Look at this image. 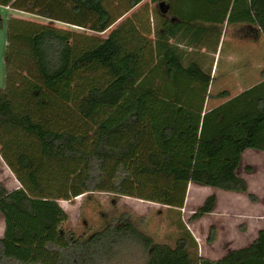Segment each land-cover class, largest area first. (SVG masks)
<instances>
[{
  "label": "trees",
  "instance_id": "1",
  "mask_svg": "<svg viewBox=\"0 0 264 264\" xmlns=\"http://www.w3.org/2000/svg\"><path fill=\"white\" fill-rule=\"evenodd\" d=\"M141 1L0 0L49 19L7 20L0 167L6 163L20 185L10 190L0 181V264H113L134 247L146 255L144 264H264V229L249 245L210 259L198 255L180 214L191 182L248 191L238 169L245 149L264 151V81L205 110L210 74L191 84L179 74L200 79L197 67L147 64L151 32L122 23L101 36ZM208 2L221 5L229 22L264 35V0ZM160 70L173 74L172 83L154 80ZM93 192L166 205L176 214L175 245L156 241L129 213L77 234L59 200ZM215 205L216 196H208L192 218Z\"/></svg>",
  "mask_w": 264,
  "mask_h": 264
},
{
  "label": "rangeland",
  "instance_id": "2",
  "mask_svg": "<svg viewBox=\"0 0 264 264\" xmlns=\"http://www.w3.org/2000/svg\"><path fill=\"white\" fill-rule=\"evenodd\" d=\"M180 3L181 0H178V5ZM7 14L9 16L8 19L22 18L41 23H49L48 19L35 14L33 15L32 13L0 7L1 89L5 87L6 83V64L4 56L7 48ZM227 20V24H232ZM54 24L82 33L96 34L92 31L73 27L61 22H54ZM227 24L225 27L226 38L222 60L224 59V54H226L232 39L230 35L231 25L227 27ZM101 36L105 37V33H102ZM263 45L264 41L260 44L246 45L248 47L250 46L249 48L255 46V52H251V50L242 47V50H240L241 53H238L240 57L237 58L240 65L235 67L234 73L240 70L249 71L251 73L250 81L252 82L261 77L262 70L264 69V55L261 54V52L264 51ZM245 61L250 62V64L244 63ZM237 67H240V69L238 70ZM259 83L256 82L255 86ZM254 157L255 156L248 155L246 152L244 153V157L239 166V175L242 177H249L251 182L256 184L255 188L261 190V186L264 184V159L262 157L258 158L257 156L256 160H254ZM10 171L5 166L0 168V181L3 182L7 188L11 189L17 184V181L15 174L11 169ZM188 191L191 192V199H189L188 202L185 201L180 214L182 222L185 224L186 228L191 231L197 241L196 250L198 255L210 259H219L232 249L249 245L257 237L258 231L264 229V209L253 210L250 208L245 198L239 200L235 208L231 209L227 201L221 197L225 191L218 187L199 185L192 182V184L188 185ZM246 193H251L249 191V186ZM216 194L221 197V200L218 202V197H216V205L213 211L198 219L192 218L194 212L204 203L206 198L210 195L217 196ZM59 203L68 214L67 227L73 229L80 235L100 229L108 221L124 213L131 214L132 219L136 222L138 227L147 234L153 236L156 241L175 245L180 233L172 219V216L176 217V214H174L175 212H173L171 216L166 205L136 197L125 195L118 196L110 192H93L90 194H82L70 200H59ZM145 259L146 255L143 251L134 247L118 257L113 264H144Z\"/></svg>",
  "mask_w": 264,
  "mask_h": 264
},
{
  "label": "crops",
  "instance_id": "3",
  "mask_svg": "<svg viewBox=\"0 0 264 264\" xmlns=\"http://www.w3.org/2000/svg\"><path fill=\"white\" fill-rule=\"evenodd\" d=\"M110 1L118 3L119 1L126 0ZM0 7L24 12L9 6L0 5ZM223 10L224 8L221 5H212L208 0H181L179 5L178 0H142L134 8L121 15L116 23L102 33H105V37H107L110 31L119 24H125L124 27L126 28L135 23L140 32L144 30L142 31L145 32L143 33L144 36L148 32H151L148 37L150 36L153 40V55L152 59L147 55V64L159 68H166L167 66L170 68L197 67L199 70L195 74H198L200 79H193L192 76L183 75V73L182 75L179 74L183 78L182 82L191 84H200L206 78L205 75L210 74L207 90L205 93H202L209 94L205 102V110H207L219 106L239 94H243L255 86L256 82L264 81V69L262 70V76L253 80L254 82L250 81L251 73L249 71L240 70L234 73L235 67L240 65L237 58L240 57L238 53H241L240 50H242V47L251 50V52H255V46L249 48L250 46L248 47L246 45L260 44L264 41V35L259 34L257 36L255 32L256 26L251 27L249 23L233 21L231 22L232 24H227L226 20L228 17H223ZM8 18L9 16L7 14L6 22ZM226 24L227 27L231 25L230 35L232 39L222 60L226 38ZM73 27L83 29L78 26ZM126 34L130 36L129 33L125 32ZM7 44L8 42L6 40V46ZM261 54L264 55V51ZM244 63L250 64L247 61ZM237 68L238 70L240 69V67ZM159 75L162 79L159 78ZM172 77V73L169 76L162 72V70H160L159 74L153 75L156 81L162 80L170 83H172ZM219 94L227 95L222 96ZM213 102H217L215 103L216 105ZM245 152L248 155L255 156L254 160H256L257 156L258 158L262 157L264 159L263 150L247 148L242 153L241 160ZM4 166L10 171L9 166L4 162L0 168ZM243 178L248 182L249 191L256 195L257 198L255 201L251 200L246 192L224 190L225 192L221 197L227 201L231 209H234L237 202L243 198L247 200L248 205L253 210L264 209V184L261 186L262 189L258 190L255 188L256 184L252 183L249 177ZM16 181L17 184L11 189L19 187L20 184L17 179ZM190 191H188L186 197L187 202L191 199ZM216 197H218L219 202L221 197L219 195ZM0 221V237H3L5 232V219L1 213Z\"/></svg>",
  "mask_w": 264,
  "mask_h": 264
}]
</instances>
